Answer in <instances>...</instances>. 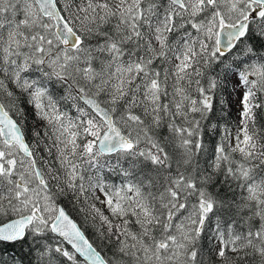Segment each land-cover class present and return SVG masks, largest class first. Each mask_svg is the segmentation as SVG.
I'll return each instance as SVG.
<instances>
[{"label":"snow or ice","instance_id":"obj_1","mask_svg":"<svg viewBox=\"0 0 264 264\" xmlns=\"http://www.w3.org/2000/svg\"><path fill=\"white\" fill-rule=\"evenodd\" d=\"M0 264H264V0H0Z\"/></svg>","mask_w":264,"mask_h":264},{"label":"rangeland","instance_id":"obj_2","mask_svg":"<svg viewBox=\"0 0 264 264\" xmlns=\"http://www.w3.org/2000/svg\"><path fill=\"white\" fill-rule=\"evenodd\" d=\"M234 111H235V105H234Z\"/></svg>","mask_w":264,"mask_h":264},{"label":"trees","instance_id":"obj_3","mask_svg":"<svg viewBox=\"0 0 264 264\" xmlns=\"http://www.w3.org/2000/svg\"><path fill=\"white\" fill-rule=\"evenodd\" d=\"M231 99V98H230Z\"/></svg>","mask_w":264,"mask_h":264}]
</instances>
